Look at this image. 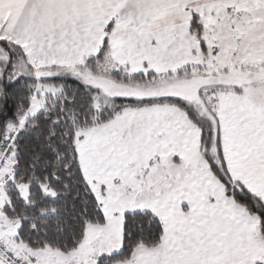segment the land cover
Returning <instances> with one entry per match:
<instances>
[{"label":"snow or ice","instance_id":"1","mask_svg":"<svg viewBox=\"0 0 264 264\" xmlns=\"http://www.w3.org/2000/svg\"><path fill=\"white\" fill-rule=\"evenodd\" d=\"M0 264H264V0H0Z\"/></svg>","mask_w":264,"mask_h":264}]
</instances>
